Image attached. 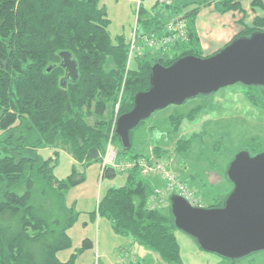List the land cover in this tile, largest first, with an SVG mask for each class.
<instances>
[{"label": "trees", "instance_id": "trees-1", "mask_svg": "<svg viewBox=\"0 0 264 264\" xmlns=\"http://www.w3.org/2000/svg\"><path fill=\"white\" fill-rule=\"evenodd\" d=\"M183 1L178 4L174 0L164 9L154 0H145L138 24L141 32L156 34L173 16L183 15L188 42L174 49L172 59L146 52L128 67L129 42L124 36H111L110 19L100 0H0V132L6 136L0 141V264H77L76 254L66 261L60 256L71 248L69 231L79 219L67 198L76 185L83 183L92 165H99L103 178L113 184L119 175L123 179L120 186L112 185L99 200L93 219H106L115 235L150 250L160 263L183 264L170 206L165 210L148 206L158 188L154 184L157 178L143 176L139 167L122 171L104 166L110 141L117 149V163L130 164L148 159L140 151L144 141L141 135L159 132L149 125L135 143L133 133L144 122L140 123L130 132L131 149L125 150L112 134L115 109L122 92L117 117L131 111L135 95L149 90L150 69L155 63L170 67L183 57L208 58L217 53L204 56L201 49L196 31L200 7L214 6L217 14L242 16V30L228 46L237 38L264 32V0H252L247 8L242 6L245 0ZM192 3L203 6L184 13L183 7ZM250 16L253 20L247 23ZM64 52L77 63L76 82L66 79L60 57ZM246 88L253 101L264 103V88ZM109 108L113 118L107 121L104 117ZM192 115L187 118L193 119ZM170 119L177 133L182 116ZM194 137L198 135L175 142L176 157L188 151ZM59 145L67 147L75 160L67 178L56 174L62 166ZM250 145L254 155L263 152L256 141ZM49 149L56 156L55 165L50 156L39 154ZM153 153L158 161L169 155L160 145ZM78 166L82 175L76 170ZM40 186L44 189L38 200L35 195ZM198 194L206 208L212 209L222 207L230 193L213 197L211 204ZM132 249L125 264H142L136 248Z\"/></svg>", "mask_w": 264, "mask_h": 264}, {"label": "rangeland", "instance_id": "rangeland-1", "mask_svg": "<svg viewBox=\"0 0 264 264\" xmlns=\"http://www.w3.org/2000/svg\"><path fill=\"white\" fill-rule=\"evenodd\" d=\"M100 2L107 10L110 19L109 32L111 36L115 38L121 35L129 42L131 33L136 26V0H100ZM177 3L180 4L181 0H177ZM247 5L248 2L245 0L242 6L247 7ZM200 6L203 5L192 3L183 7L182 11L190 12ZM236 17L241 18L238 14ZM137 26L140 27V24L137 23ZM134 67L135 62L132 64V68ZM247 92L245 86L238 84L223 88L208 96L189 99L179 106L171 105L143 121L144 123L137 129L138 131H134L133 140L136 143L140 139L138 135L140 132H144V128L147 129L149 125L155 126L158 133L155 132L152 136L141 135L144 141L140 144V151L149 155L153 146L160 145L162 150L171 155L170 157L168 155V158H164L163 161L170 163L171 169L176 174L188 179L201 194V197L204 195L208 204H211L213 197L231 192L232 185L226 179V173L237 154L247 151L253 156L254 152L250 147L252 141H256L264 153V103L253 101ZM190 113L193 114V119L187 118ZM179 116H182L183 121L176 133L170 118ZM111 118H113V110L109 108L104 119L108 121ZM136 131L137 136L135 137ZM193 135H198V137L190 140L188 151L184 155L176 157L173 153L175 142L180 139L188 140ZM5 137L0 132V141ZM112 149L117 152L114 146ZM57 150L60 156H63L60 159L62 166L56 170V174L60 178H67L75 160L67 147L59 145ZM39 154L44 158L50 156L53 159L52 164H57L53 150H40ZM76 170L82 175L81 166H78ZM190 175L195 177V180L191 179ZM122 180L119 175L113 184L103 178L99 165H92L86 170L83 183L76 185L69 193L67 203L75 208V214L79 215V219L69 231L72 245L68 249L69 251L60 255L63 261L69 259L73 254H76L77 264H123L129 261L122 250L132 249V240L115 235L106 219L97 217L93 219L92 215L97 210L99 200L109 187L116 184L120 186ZM43 189L42 186L36 188L38 195L35 196L38 200L42 197ZM173 231L180 245L183 264H264V252L231 263L216 255L203 252L191 237L176 227L173 228ZM135 248L137 255L143 257L140 259L142 264H146L144 261L147 259L151 260L149 264H162L157 255L150 250L139 246H135ZM122 258L125 259V262Z\"/></svg>", "mask_w": 264, "mask_h": 264}, {"label": "water", "instance_id": "water-1", "mask_svg": "<svg viewBox=\"0 0 264 264\" xmlns=\"http://www.w3.org/2000/svg\"><path fill=\"white\" fill-rule=\"evenodd\" d=\"M66 79L78 80L77 63L70 53L60 54ZM243 85L264 88V32L237 38L208 58L187 56L170 67L155 63L150 88L135 95L130 112L117 120L115 135L131 149L130 132L154 113L189 99ZM226 179L232 192L220 208H193L184 198H170L173 225L191 237L199 249L229 261L264 252V153L240 152Z\"/></svg>", "mask_w": 264, "mask_h": 264}, {"label": "built area", "instance_id": "built-area-1", "mask_svg": "<svg viewBox=\"0 0 264 264\" xmlns=\"http://www.w3.org/2000/svg\"><path fill=\"white\" fill-rule=\"evenodd\" d=\"M157 5L162 8H170L173 5L174 0H154ZM145 0H136L137 8L136 14V26L131 33L129 41V53L128 62L129 67L131 61L136 57L143 56L146 52H153L163 57L172 59L174 55V49L177 46H182L188 42V29L186 20L183 15L173 16L165 25L163 30L156 34H148L141 32L137 26L140 16V10ZM122 92L120 94L119 103L116 106L112 134L115 133L116 124L118 120V111L120 108ZM156 146H153L154 149ZM148 156V159H140L138 162H131L126 164L117 163V152L112 149L111 141L107 147V153L104 158V166L110 165L119 170L130 169L133 167H139L141 174L146 177L157 178L161 181V187L156 188L154 194L149 201V209L151 210H165L170 206V198L173 196H179L184 198L193 208H203L206 206L202 202L197 189L190 183L188 179H184L179 174H176L170 166V163L164 161H158L154 157L153 150ZM131 250H123V254L128 256ZM128 258V257H127ZM122 260L125 259L122 258ZM123 262V261H122ZM125 264V263H123Z\"/></svg>", "mask_w": 264, "mask_h": 264}, {"label": "crops", "instance_id": "crops-1", "mask_svg": "<svg viewBox=\"0 0 264 264\" xmlns=\"http://www.w3.org/2000/svg\"><path fill=\"white\" fill-rule=\"evenodd\" d=\"M246 1L248 2V7L252 0ZM146 4L148 6H151L150 2ZM201 10L196 19V31L200 39V46L204 53V56H210L225 47L230 42V40H232L239 34V32L242 30L239 26V21L241 18L238 19V17H236L237 13H227L225 15L217 14L214 11V6L208 7L207 9L204 8L202 11ZM239 17L242 16L239 15ZM252 20L253 17L250 16V19L247 20V23H251ZM230 36H232L231 39ZM154 182L156 187H161V183L157 179H155ZM132 245L134 244L132 243L131 247H133ZM133 248L135 249V247ZM130 250L132 249L130 248ZM141 258L143 257H140V259ZM150 261V259H147L144 262H146V264H149ZM133 262H136V260H134ZM138 262L134 264H138Z\"/></svg>", "mask_w": 264, "mask_h": 264}, {"label": "flooded vegetation", "instance_id": "flooded-vegetation-1", "mask_svg": "<svg viewBox=\"0 0 264 264\" xmlns=\"http://www.w3.org/2000/svg\"><path fill=\"white\" fill-rule=\"evenodd\" d=\"M261 153H262V152H261ZM259 154H260V153H259ZM256 155H257V154H256ZM232 190H233V185H232ZM232 190H231V192H232ZM231 192H230V193H231Z\"/></svg>", "mask_w": 264, "mask_h": 264}, {"label": "bare ground", "instance_id": "bare-ground-1", "mask_svg": "<svg viewBox=\"0 0 264 264\" xmlns=\"http://www.w3.org/2000/svg\"><path fill=\"white\" fill-rule=\"evenodd\" d=\"M33 138V137H32Z\"/></svg>", "mask_w": 264, "mask_h": 264}]
</instances>
